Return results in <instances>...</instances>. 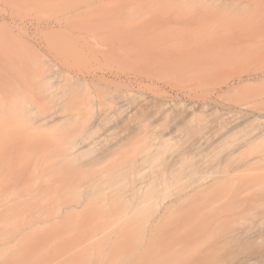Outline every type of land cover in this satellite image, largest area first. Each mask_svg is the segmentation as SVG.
Listing matches in <instances>:
<instances>
[{"label": "rangeland", "instance_id": "rangeland-1", "mask_svg": "<svg viewBox=\"0 0 264 264\" xmlns=\"http://www.w3.org/2000/svg\"><path fill=\"white\" fill-rule=\"evenodd\" d=\"M73 7L91 9L86 15L90 20L75 33L59 22L73 14ZM112 16L179 17L180 23L171 25L170 31L178 34L181 43L207 46L211 55L224 56V77L233 73L244 77L228 85L212 79L197 86L192 97L151 85L128 90L134 104L149 102L150 108L164 117L166 110L180 114L202 107L197 113L204 120L200 132L215 133L236 120L244 122L220 151L196 154V168L181 182L161 187L151 196L149 210L139 217V227L133 228L120 227L113 213L102 208L63 212L61 204L82 198L84 193H35L32 188L36 166L43 171L59 158L55 139L66 123L63 119L77 111L74 104L87 93L96 101V91L110 88H105L103 81H79L73 74L107 64L97 61L96 45L90 37L96 31V21ZM52 32L55 37L48 36ZM4 33L18 40L23 57L12 49V38L0 39V264H125L126 258L129 264H180V260H191L194 254L200 256L208 249L201 225L214 218L227 222L221 223L224 228L243 231L245 241L237 245L233 256L244 259L249 251H259L261 255L248 264H264V200L255 198L256 203L247 206L240 202L245 195L253 197L257 186H264V170L259 171L261 176L258 171L239 172L236 188L201 196L198 202L169 211L168 222L160 227L162 236L151 241L145 234L169 200L231 171L244 154L229 152L243 144L249 134L264 128V0H0V36ZM65 40L75 54L69 68L54 60L55 53L61 52L60 42ZM2 53L17 63L8 64ZM27 54L36 59L40 55L44 75L49 78L37 90L32 72L36 59L30 60ZM110 85V90L114 89V84ZM97 115L95 106L86 119L93 124ZM48 117L53 125L47 127L42 124ZM122 118L121 114H104L100 125L83 131L79 142L85 138L88 144L94 143L107 132L111 143L112 137L129 126ZM166 125L162 122L159 128ZM172 145L176 149L183 143ZM94 149L87 152V160L103 159V151ZM232 197L237 200L228 203ZM223 204H228L229 210L219 209ZM50 214L56 216L48 219ZM209 226L212 230L221 227L216 223ZM170 231L177 237L170 236ZM142 238L148 240L139 244ZM195 264H211V260L200 258Z\"/></svg>", "mask_w": 264, "mask_h": 264}, {"label": "bare ground", "instance_id": "bare-ground-1", "mask_svg": "<svg viewBox=\"0 0 264 264\" xmlns=\"http://www.w3.org/2000/svg\"><path fill=\"white\" fill-rule=\"evenodd\" d=\"M70 12L73 14L61 17L59 22L66 23L70 31L75 33L76 28H83L84 21L90 20L88 18L91 16L86 15L91 9L77 10L73 7ZM179 19L163 16L137 18L112 16L111 19L101 18L96 21V31H92L90 39L96 45L97 61L104 60L107 64L97 67L96 70L80 69L73 77L79 81L84 79L90 84L95 80L96 84L103 81L106 83L105 88L110 86L109 90L110 84H114V89L110 92L104 88L96 91V96L98 95L96 101L90 99L87 93L82 101L74 104L77 111L63 119L66 123L55 139L59 144V158L43 171L39 165L36 166L33 192L49 193L55 190L56 193H60V190H63L73 195H79L81 192L84 193V197L61 204L63 212L65 209L67 211L102 208L113 213L120 221V227L125 225L139 227V217L149 210L151 196L161 187L181 182L190 170L198 166L194 160L196 154L220 151L229 136L244 124L243 121L236 120L219 132H200L204 120L197 116V113L202 107L188 109L180 114L166 110V119L150 108L149 102L143 105L131 101L127 92L136 86L151 85L166 90L171 88L176 90L178 96L184 94L192 97L197 86L212 79H219L221 83L227 85L237 78L244 79L242 75L237 76L235 73L230 75L225 73L226 77L222 75L221 67H225L223 55H211L207 46L190 47L181 43L178 34L170 31L173 28L171 25L180 23ZM48 36L55 37V34L52 32ZM4 38L5 41L12 38L10 42L12 49L16 48L15 52L21 51L18 50L19 42L14 36L4 33L0 39ZM60 43L61 52L55 53L54 60L58 59L63 67L69 68L70 59L75 56L74 51L67 40ZM20 55L23 57L21 52ZM2 56L8 64L17 63L9 54L2 53ZM26 57L30 60L36 59L28 54ZM41 60L39 55L32 66L36 90L44 86L45 80L49 79L44 75V64ZM66 76L70 77L69 74ZM95 106L98 115L96 122L90 124L86 115ZM106 113L123 115L121 121L123 124L128 123L129 126L112 137L111 143H108L107 132L98 136L94 143L88 144L89 141L87 142L85 138L83 142H79L83 131L98 127ZM51 119L45 118L46 124L42 125L52 126ZM162 122H167L164 129L159 128ZM179 141L183 145L173 148L172 143ZM262 147L264 128L249 134L243 144L229 152L244 154V159L234 165L231 171L222 172L209 183L198 185L191 188L190 192L187 191L184 196L169 200L170 202L164 206L165 211L150 223L151 227L149 230L145 229V234L149 235L151 241L162 236L160 227L168 222L169 211L198 202L197 198L201 196L209 197L211 194L234 188L236 180L240 178L239 172L258 171L257 175L261 176L259 171L264 170V151H260ZM89 148L103 151L104 158L96 161L87 160ZM139 155H142L141 159L137 157ZM51 183L57 187L53 188ZM255 198L264 200V186H257L253 191V197L245 195L240 202L247 206L256 203ZM235 200H237L235 197L227 199L228 203ZM229 207L228 204H223L219 209L229 210ZM55 216L50 214L47 218L53 219ZM213 223L221 226V223L227 222L214 218L202 224L201 229L204 231L202 238L210 246L202 255L194 254L191 260H180V264H195L200 258L211 260V264H248L254 257L261 255L259 251H249L244 259L233 256L237 245L245 241L243 231L232 227L229 230L223 226L212 230L209 225ZM168 234L177 237L175 232L170 231ZM147 240L142 238L139 244H144ZM123 262L129 264L128 258Z\"/></svg>", "mask_w": 264, "mask_h": 264}]
</instances>
